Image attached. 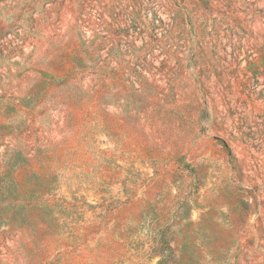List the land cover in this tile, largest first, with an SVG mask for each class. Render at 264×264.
Returning a JSON list of instances; mask_svg holds the SVG:
<instances>
[{"label":"rangeland","instance_id":"rangeland-1","mask_svg":"<svg viewBox=\"0 0 264 264\" xmlns=\"http://www.w3.org/2000/svg\"><path fill=\"white\" fill-rule=\"evenodd\" d=\"M264 264V0H0V264Z\"/></svg>","mask_w":264,"mask_h":264},{"label":"trees","instance_id":"trees-1","mask_svg":"<svg viewBox=\"0 0 264 264\" xmlns=\"http://www.w3.org/2000/svg\"><path fill=\"white\" fill-rule=\"evenodd\" d=\"M170 251H163L162 254L160 255V261L158 264H168L171 262V260L174 258L173 252ZM174 260V259H173Z\"/></svg>","mask_w":264,"mask_h":264}]
</instances>
